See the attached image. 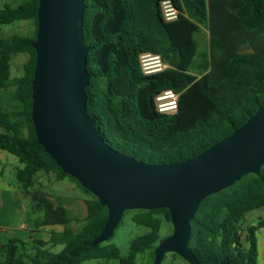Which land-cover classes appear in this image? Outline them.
Listing matches in <instances>:
<instances>
[{
	"label": "trees",
	"instance_id": "trees-1",
	"mask_svg": "<svg viewBox=\"0 0 264 264\" xmlns=\"http://www.w3.org/2000/svg\"><path fill=\"white\" fill-rule=\"evenodd\" d=\"M161 1L84 0L83 14L90 75L84 90L86 111L112 148L151 164L180 162L199 154L264 104V0H172L179 11L172 21L163 18ZM38 3L22 0L0 7V25L20 20L34 24L31 36H0V149L20 164L15 170L17 188L29 197L32 210L42 213L36 228L62 225L63 229L50 230L48 240L11 238L0 243V264H82L89 260L135 264L136 256L147 251L152 264L154 247L164 238L159 237L162 220L170 222L169 211L123 213L149 229L130 240L126 257L108 242L112 237L88 245L103 228L107 209L64 173L37 141L31 120L35 67L31 43L36 37ZM201 27L208 30L209 48L191 55V33L194 37ZM19 53L27 58L22 74L12 77L10 61ZM143 53L159 55L167 67L145 74L139 60ZM186 65L196 78L182 70ZM168 89L177 94L172 113L158 111L155 103V97ZM39 172L54 173L56 180L68 177L88 195L83 198L86 221L77 231L69 226L74 219L65 207L36 187ZM262 207L264 165L258 174H245L205 197L190 220L188 248L198 263L257 264L255 234L264 227V219L246 227L241 222L249 211Z\"/></svg>",
	"mask_w": 264,
	"mask_h": 264
},
{
	"label": "water",
	"instance_id": "water-1",
	"mask_svg": "<svg viewBox=\"0 0 264 264\" xmlns=\"http://www.w3.org/2000/svg\"><path fill=\"white\" fill-rule=\"evenodd\" d=\"M84 0H39L31 43V120L38 143L66 174L107 209L99 234L88 245L108 241L127 210L169 211L172 232L154 247L152 264L176 253L199 264L188 248L190 220L201 201L264 165V104L228 136L175 163H146L112 148L86 111L87 53Z\"/></svg>",
	"mask_w": 264,
	"mask_h": 264
},
{
	"label": "rangeland",
	"instance_id": "rangeland-1",
	"mask_svg": "<svg viewBox=\"0 0 264 264\" xmlns=\"http://www.w3.org/2000/svg\"><path fill=\"white\" fill-rule=\"evenodd\" d=\"M22 0H0V7L3 6V3L8 4H17ZM23 23V24H22ZM34 31V24L31 20H20L15 21L12 24H3L0 25V36H9V35H20V36H31ZM191 31V29H190ZM191 38L193 41V48L191 55L197 49H202L204 51L208 50V30L204 27H201V31L194 35L191 33ZM185 49V47H183ZM27 55L23 53L16 54L12 57L10 61L11 75L16 77L22 74V65L26 60ZM188 61V58H185V62ZM167 67V66H166ZM182 70L190 75L191 79L197 77L193 74L189 68V65H186ZM21 135H25V130L21 131ZM42 191L46 192L53 202H59L62 205L67 206L70 209V213L73 215L74 220L69 223V226L75 231H77L84 223L85 220H80L82 213L84 214V203L83 198L88 195L71 179L64 178L62 180H56L54 173H42L39 172L37 176V186ZM81 205V207H80ZM82 210V212H81ZM131 214L125 213L121 219L120 224L115 228L112 238L108 241L118 246L120 250V255L122 257L128 256L129 253V242L131 239L143 235L149 231V229L142 225L135 224L130 219ZM259 219H264V207L254 209L249 211L244 220L241 222L243 227L246 225L255 224ZM172 232V225L170 222H167L165 219L162 220V226L159 230V237L168 236ZM59 247H57L58 250ZM151 254L149 251L138 254L135 258V264H151ZM82 264H96V260L85 261ZM104 264V263H98ZM108 264H118L117 260H111ZM161 264H187L179 256H173L171 253H166Z\"/></svg>",
	"mask_w": 264,
	"mask_h": 264
},
{
	"label": "crops",
	"instance_id": "crops-1",
	"mask_svg": "<svg viewBox=\"0 0 264 264\" xmlns=\"http://www.w3.org/2000/svg\"><path fill=\"white\" fill-rule=\"evenodd\" d=\"M19 166L20 164L14 155L0 149V243H6L11 238L25 241L33 239L48 240L50 230L61 231L63 226H41L36 228L35 221L41 219L42 213L33 211L29 197L22 195L17 188L15 170ZM63 206L68 215L73 218L70 213L71 210L67 206ZM81 219L86 221L85 209ZM255 235L256 263L264 264V227L259 228Z\"/></svg>",
	"mask_w": 264,
	"mask_h": 264
},
{
	"label": "built area",
	"instance_id": "built-area-1",
	"mask_svg": "<svg viewBox=\"0 0 264 264\" xmlns=\"http://www.w3.org/2000/svg\"><path fill=\"white\" fill-rule=\"evenodd\" d=\"M160 10L165 21H172L178 16V9L172 0H162ZM140 65L145 74L161 71L166 68V64L159 55L152 53H143L139 56ZM177 94L168 89L155 97V103L158 111H168L172 113L176 109Z\"/></svg>",
	"mask_w": 264,
	"mask_h": 264
}]
</instances>
